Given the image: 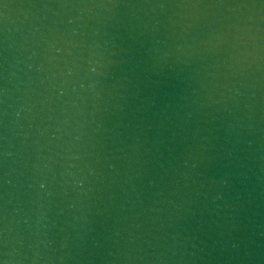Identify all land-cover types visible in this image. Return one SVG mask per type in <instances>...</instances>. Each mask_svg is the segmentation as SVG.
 I'll use <instances>...</instances> for the list:
<instances>
[{
    "label": "water",
    "instance_id": "water-1",
    "mask_svg": "<svg viewBox=\"0 0 264 264\" xmlns=\"http://www.w3.org/2000/svg\"><path fill=\"white\" fill-rule=\"evenodd\" d=\"M0 264H264V0H0Z\"/></svg>",
    "mask_w": 264,
    "mask_h": 264
}]
</instances>
